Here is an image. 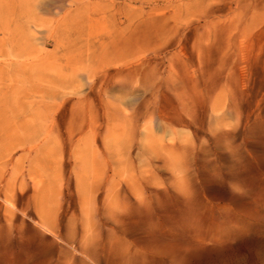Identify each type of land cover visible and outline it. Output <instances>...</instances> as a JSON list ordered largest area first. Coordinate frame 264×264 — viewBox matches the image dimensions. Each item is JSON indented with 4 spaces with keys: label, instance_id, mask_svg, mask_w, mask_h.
I'll list each match as a JSON object with an SVG mask.
<instances>
[{
    "label": "rangeland",
    "instance_id": "374dc122",
    "mask_svg": "<svg viewBox=\"0 0 264 264\" xmlns=\"http://www.w3.org/2000/svg\"><path fill=\"white\" fill-rule=\"evenodd\" d=\"M0 264H264V0H0Z\"/></svg>",
    "mask_w": 264,
    "mask_h": 264
},
{
    "label": "crops",
    "instance_id": "0c3cea01",
    "mask_svg": "<svg viewBox=\"0 0 264 264\" xmlns=\"http://www.w3.org/2000/svg\"><path fill=\"white\" fill-rule=\"evenodd\" d=\"M43 219V215H39ZM42 227V226H41Z\"/></svg>",
    "mask_w": 264,
    "mask_h": 264
}]
</instances>
